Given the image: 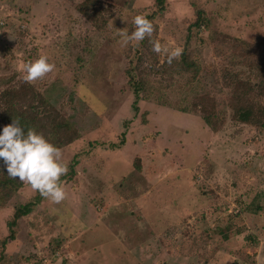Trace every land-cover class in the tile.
Returning <instances> with one entry per match:
<instances>
[{"label": "rangeland", "instance_id": "374dc122", "mask_svg": "<svg viewBox=\"0 0 264 264\" xmlns=\"http://www.w3.org/2000/svg\"><path fill=\"white\" fill-rule=\"evenodd\" d=\"M165 5L0 0V94L45 56L52 70L28 83L56 107V122L80 133L60 150L62 201L24 183L0 208L1 240L16 207L37 204L0 264H264V127L234 118L235 90L222 76L225 68L257 85L245 103L264 109V0ZM198 11L209 28L193 26ZM136 15L152 23L151 37L124 43ZM174 50L201 66L197 93L216 100L218 130L177 109L190 104L184 79L157 75ZM132 69L162 90L138 112Z\"/></svg>", "mask_w": 264, "mask_h": 264}, {"label": "trees", "instance_id": "16d2710c", "mask_svg": "<svg viewBox=\"0 0 264 264\" xmlns=\"http://www.w3.org/2000/svg\"><path fill=\"white\" fill-rule=\"evenodd\" d=\"M155 2L159 9H165L166 0H155ZM83 11L86 15L88 14L86 8ZM204 15L203 11H198L197 20L193 26L197 28L203 26L209 28V21ZM239 45L243 47L240 42ZM156 72L157 75L169 76L172 81L176 78L180 80L184 79L185 84L180 85V88L184 89V98H187V100L189 98L190 104H181L177 109L182 113H190L192 111L201 113L204 122L212 129L218 130L222 116L217 112L216 100L206 92L197 93L196 84L200 82L201 66L192 60L187 51L179 59L173 58L171 63L167 60ZM223 72L222 76L226 85L233 87L235 90L233 94L235 103L232 105L234 118L241 123L264 127V109L255 108L245 103L244 90L253 91L258 86L244 81L236 72L225 68ZM150 75L147 74L145 77L138 76L134 73L133 69L132 72H128L130 78L129 84L136 98L133 104L136 112L139 110L138 102L140 100L149 99L156 95V92L158 94L162 91L161 87H159L161 86L160 83L156 85L150 78ZM263 84L262 81L260 85ZM175 85L176 83H171L172 87ZM261 88L263 89V87ZM0 95L2 104L0 128L11 123L13 119L18 120L23 128H33L37 132L42 133L59 150L80 139V133L69 121H55L56 107L45 96L40 94L32 84L25 81L22 86L8 88ZM23 187L24 183H21L18 179L9 177L2 170V165H0V208H4ZM36 206V202H29L16 207L12 219L7 223L9 234L0 240V252L3 255L8 243L16 240V228L19 221L31 214Z\"/></svg>", "mask_w": 264, "mask_h": 264}, {"label": "clouds", "instance_id": "9594fccd", "mask_svg": "<svg viewBox=\"0 0 264 264\" xmlns=\"http://www.w3.org/2000/svg\"><path fill=\"white\" fill-rule=\"evenodd\" d=\"M133 30L122 33L124 43L141 41L146 36L151 37L152 23L143 15L132 19ZM152 51L159 53L160 44L152 41ZM179 55L174 50L168 55V62ZM53 65L47 57L40 56L24 66L23 79L31 82L43 77L52 70ZM60 150L45 136L33 128H23L18 120L0 128V165L11 178L27 183L33 190L39 192L53 203H59L65 198V191L59 183V178L66 172V165L60 162Z\"/></svg>", "mask_w": 264, "mask_h": 264}]
</instances>
